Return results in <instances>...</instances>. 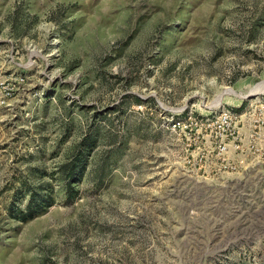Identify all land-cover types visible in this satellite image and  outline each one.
Segmentation results:
<instances>
[{"label": "rangeland", "instance_id": "374dc122", "mask_svg": "<svg viewBox=\"0 0 264 264\" xmlns=\"http://www.w3.org/2000/svg\"><path fill=\"white\" fill-rule=\"evenodd\" d=\"M255 96L264 0H0V264H264V165L204 166Z\"/></svg>", "mask_w": 264, "mask_h": 264}, {"label": "built area", "instance_id": "2783aa9c", "mask_svg": "<svg viewBox=\"0 0 264 264\" xmlns=\"http://www.w3.org/2000/svg\"><path fill=\"white\" fill-rule=\"evenodd\" d=\"M243 109L221 106L215 122L219 140L216 152L205 157V171L246 174L264 165V98L255 96Z\"/></svg>", "mask_w": 264, "mask_h": 264}, {"label": "trees", "instance_id": "16d2710c", "mask_svg": "<svg viewBox=\"0 0 264 264\" xmlns=\"http://www.w3.org/2000/svg\"><path fill=\"white\" fill-rule=\"evenodd\" d=\"M243 108V107H242ZM241 107L239 108H234L235 111H240L242 109ZM71 166V167H70ZM74 167L72 165H68V171L66 172L67 175L71 176L72 175V171H73ZM33 211L34 210H29V212L27 214L25 213H21L20 220H26L29 219L31 217H33Z\"/></svg>", "mask_w": 264, "mask_h": 264}]
</instances>
